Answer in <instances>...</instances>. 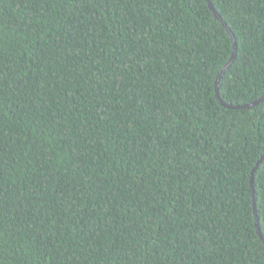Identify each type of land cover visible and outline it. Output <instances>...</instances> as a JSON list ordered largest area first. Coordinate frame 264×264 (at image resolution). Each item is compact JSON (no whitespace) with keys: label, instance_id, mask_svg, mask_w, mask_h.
Returning <instances> with one entry per match:
<instances>
[{"label":"trees","instance_id":"trees-1","mask_svg":"<svg viewBox=\"0 0 264 264\" xmlns=\"http://www.w3.org/2000/svg\"><path fill=\"white\" fill-rule=\"evenodd\" d=\"M211 2L251 109L206 0H0V264H264V0Z\"/></svg>","mask_w":264,"mask_h":264},{"label":"water","instance_id":"water-1","mask_svg":"<svg viewBox=\"0 0 264 264\" xmlns=\"http://www.w3.org/2000/svg\"><path fill=\"white\" fill-rule=\"evenodd\" d=\"M210 9L214 12L216 18L226 27V29L228 30L229 34L231 35L232 37V40H233V53H232V56L228 62V64L224 67V69L220 72V74L217 76V79L215 81V92H216V97L217 99L221 102V104L227 108H230V109H251L253 108L258 102H254V103H251V104H248V105H242V106H231V105H226L222 102L221 100V97H220V94H219V81L221 79V76L224 74L225 70L233 63V61L235 60L236 58V53H237V41H236V38L233 34V32L231 31V29L224 23V21L222 20V18L220 17V15L216 12L211 0H206ZM264 99V98H263ZM264 157V156H263ZM262 157V159H263ZM262 159L257 163V165L260 164V162L262 161ZM256 169V168H255ZM255 169L253 170L252 172V177H251V186H252V189H253V204H254V208H255V220H256V229H257V232H258V235L260 236V238L264 241V237L262 236V233H261V230H260V225H259V220H258V217H257V209H256V204H255V195H254V172H255Z\"/></svg>","mask_w":264,"mask_h":264}]
</instances>
